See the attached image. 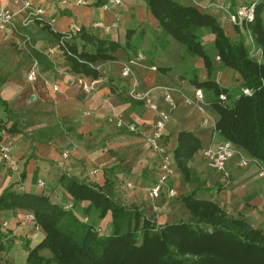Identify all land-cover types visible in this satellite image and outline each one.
<instances>
[{
  "label": "crops",
  "instance_id": "crops-1",
  "mask_svg": "<svg viewBox=\"0 0 264 264\" xmlns=\"http://www.w3.org/2000/svg\"><path fill=\"white\" fill-rule=\"evenodd\" d=\"M34 1L46 10L44 22L37 21L31 29L24 31L17 18L13 27L0 30V99L5 102V105L0 103L1 111L5 112L4 117L0 116V132L3 131L0 143L13 144L11 157L19 168L15 173L0 159V194L11 187L23 192H44L53 201L66 204L70 198L59 176L66 174L102 185L103 168L116 166L113 179L118 200L126 206L139 207L156 222L175 221L176 211L170 212L167 203L157 206L155 199L146 195V188L158 173V158L145 141L156 113L143 102L128 96L135 78L140 91L160 86L172 88L177 106L171 111L164 130V141L167 140L166 145L172 151L180 131L193 132L201 143V148L188 163L195 179L192 177L191 181L185 182L178 177L172 184L182 209L185 210L180 195L197 188V196L213 199L227 213L244 217L254 227H264V188L258 175V164L252 162L241 167L235 158L230 160L227 180L205 164L202 149L222 138L217 132L201 126V112L183 102V97H193L196 88L188 81L194 75L195 63L181 44L162 35L158 20L147 9L144 0H121L119 5L106 7L101 2L107 0H83L85 4H77V0L64 3L60 0ZM176 1L197 6L231 27L225 9L233 10L243 0ZM75 27L120 44L113 59L96 64L101 82L90 92L83 90L77 79L79 76L91 77L72 71L67 54L56 46L57 33ZM131 31L129 41L133 42V47H125L127 32ZM23 33L30 37L29 41L24 40ZM138 52L144 58L132 67L133 77L122 76V64ZM33 59L38 61L39 72L35 80H28L27 70ZM222 67L213 78L222 86L230 87L232 71ZM197 76L200 80L205 79L206 70ZM53 86L58 89L54 90ZM151 98L160 108L168 107L160 89L152 90ZM42 109L52 113V125L47 121L50 125L46 126L44 120L38 118ZM111 111L119 115L125 125H135L138 131L130 132L126 126L118 128L108 121ZM19 112L33 118H29V124L23 123L25 129L14 132L15 124L10 118ZM8 123H11L10 127ZM64 150L69 151L66 158L61 155ZM206 168L211 171V176L203 175ZM95 169L97 171L93 173ZM39 178L45 181V187L37 185ZM128 182L131 187L127 186ZM161 198L168 197L162 195ZM24 213L25 210L18 208L0 209V236L5 244L1 264H25L27 251L44 238L43 230L26 220ZM102 223L108 226L109 219L104 218ZM43 253L44 250L40 252Z\"/></svg>",
  "mask_w": 264,
  "mask_h": 264
},
{
  "label": "trees",
  "instance_id": "trees-1",
  "mask_svg": "<svg viewBox=\"0 0 264 264\" xmlns=\"http://www.w3.org/2000/svg\"><path fill=\"white\" fill-rule=\"evenodd\" d=\"M158 20L161 33L181 44L189 55L201 58L207 77L200 80L194 71L190 83L210 96L217 113L215 130L246 155L264 165V0L247 25L261 60L249 54V42L231 41L220 21L211 13L176 0H144ZM104 4V1L101 2ZM238 27V26H236ZM212 35L214 55L220 66L234 73L240 88L231 93L209 76L213 66L202 44V32ZM127 32L125 47L132 46ZM61 33H57L59 38ZM68 65L77 73L98 77L96 62L111 60L119 42L98 38L80 28L66 42ZM133 47V46H132ZM248 88L250 94L241 92ZM220 93L226 95L219 102ZM0 103L5 102L0 99ZM201 148L191 131H180L172 157L180 177L192 180L188 162ZM116 166L104 167L102 185L62 174L59 181L70 198L64 204L44 192L4 189L0 209H22L33 214V224L44 238L27 251L25 264H264V227H254L244 217L227 213L211 198L197 196V188L180 195L187 220L156 223L137 206H126L114 192ZM109 219L108 226L102 223ZM5 244L0 236V251ZM48 250L49 256L39 254Z\"/></svg>",
  "mask_w": 264,
  "mask_h": 264
},
{
  "label": "built area",
  "instance_id": "built-area-1",
  "mask_svg": "<svg viewBox=\"0 0 264 264\" xmlns=\"http://www.w3.org/2000/svg\"><path fill=\"white\" fill-rule=\"evenodd\" d=\"M61 2H66V0H60ZM261 0H243L240 2L233 10H229L227 7L225 9V14L228 22L234 26L240 28L247 27L255 18V10L257 4ZM77 4H85L83 0H77ZM121 0H107L104 3V6L107 5H119ZM19 18V27L22 30L31 29L37 21L46 20V10L43 5L36 3L34 0H0V30H5L8 27H13L16 23V19ZM95 25H100L96 23ZM22 30L20 33H22ZM80 27H75L73 29H68L61 33V36L58 39L56 44L57 48H61L64 54H70L66 48V42L70 39L71 34L78 32ZM247 37L249 42V54L251 57L256 60H261V49L257 47L249 31H247ZM25 38L24 40L29 41L30 37L26 33L22 34ZM50 51V50H49ZM48 51V52H49ZM141 52H138L135 56L130 59H127L121 67V75L124 77H133L132 67L136 65L139 61L143 59ZM216 59L219 60V56H216ZM155 69V67H152ZM39 72V64L36 59H33L30 63V66L27 70V79L35 80ZM130 89L128 91V96L133 100H138L144 103V105L153 110L156 113V119L154 121L152 130L145 134V141L148 149L152 151L158 158V173L153 181V183L146 188V195L149 199L154 200L162 195L166 197H176L177 190L169 182L175 174V166L172 155H170L169 149L163 145L164 142V130L166 124L169 121L170 113L173 109L176 108L177 104L172 96V88L169 86H160L153 87L146 91H140L137 89V82L135 78L133 79ZM79 85L86 92H90L96 88V86L101 82V78H83L79 76L77 79ZM54 90H57V86H53ZM154 89H160L163 93L164 101L167 104V108H160L151 98V91ZM241 92L244 94H250L248 88H242ZM219 102H225L227 100L224 93H220L218 96ZM183 102L186 104H193L202 112L201 126L203 127H215L214 121L210 119L209 114L205 110V105H208L204 91L201 88H195L193 91V97H183ZM108 121L113 122L118 128L126 126L128 131L137 132L138 128L133 124L125 125L123 119L117 115L115 112H112L108 116ZM13 144L11 142L0 143V159L3 160L7 166L15 173L18 172L19 168L16 163L12 161L11 152L13 150ZM69 154L68 150L62 152V157L66 158ZM239 154L237 147L230 141L221 139L219 141L213 140L207 146L202 149V157L206 165L215 171L221 173L222 178L227 180L229 178V171L227 168V163L234 159L236 155ZM248 160L254 163H257L259 166L258 175L263 180L264 188V166L260 165L253 158H245L239 156L237 159V164L239 166H247ZM97 170H93L95 173ZM37 185L40 187H45V181L41 178L37 180ZM128 187H131V183H127ZM65 208H71L70 204H64ZM24 218L29 221H33V214L25 211ZM4 225L6 223L4 222ZM2 254L0 253V264H1Z\"/></svg>",
  "mask_w": 264,
  "mask_h": 264
},
{
  "label": "rangeland",
  "instance_id": "rangeland-1",
  "mask_svg": "<svg viewBox=\"0 0 264 264\" xmlns=\"http://www.w3.org/2000/svg\"><path fill=\"white\" fill-rule=\"evenodd\" d=\"M221 23V22H220ZM221 25L224 27V29L226 30V32H227V34H228V36H229V39L231 40V41H236V40H238L239 38H243L246 42H248V37H247V31H248V29L247 28H240V27H236V26H234V25H232V24H230V26L231 27H228L225 23H221ZM202 35H203V37H202V44L204 45V48H205V50L207 51V53L210 55V57H211V59H212V62H213V66H212V68H211V71H210V74H209V76L210 77H215L216 75H217V73H219L220 72V67H222V66H220V63H219V61H217V59H216V56L214 55V49H213V42H212V35H211V33L210 32H208V31H203L202 32ZM186 51V50H185ZM8 52L9 51H6V54H8ZM187 52V51H186ZM191 58V61L193 62V63H195V66H194V71L196 72V74H199L200 73V75H201V73L202 72H205V70H206V72H207V69H206V67H205V65L203 64V62H202V60H201V58L199 57V56H197V55H189ZM9 57H11V55H9ZM6 58H8V57H6ZM215 58V59H214ZM105 61V60H104ZM98 62H100V61H98ZM98 62H96V64L98 63ZM95 64V65H96ZM30 66V65H29ZM192 68H193V66H192ZM223 69H224V67H222ZM226 68V67H225ZM193 71V72H194ZM232 71V70H231ZM185 73H187V72H185ZM207 75H208V73H207ZM232 78H231V86L230 87H228V88H230V92L233 94V93H237V92H239L240 91V88L235 84L236 82H235V77H234V73H233V71H232ZM207 77V76H206ZM213 79H215V78H213ZM189 81V80H188ZM225 83H227V82H225ZM206 97V101L208 102V105H205L204 107H205V110L207 111V113L209 114V116H210V119L212 120V121H214V119H216L217 118V113H216V111H215V109L211 106V104H210V99H211V97L210 96H205ZM189 106H194L193 104H189ZM195 108L199 111V112H201L196 106H195ZM174 110V109H173ZM40 114L38 115L39 117L38 118H41V119H43L44 120V122L47 124L46 126H49L50 124L52 125V121H51V114L46 110V109H42V110H40ZM171 114V113H170ZM0 116L1 117H4L5 116V112H2L1 111V107H0ZM203 115H202V112H201V117H202ZM29 118L31 119V118H33V117H30L29 116V114L28 113H25V114H23L22 112H19V114H14V115H12L11 116V118H10V122H13L14 124H15V131L14 132H16V130H18V131H22L23 129H25L26 128V125H24L23 126V123L24 124H29L30 123V121H29ZM27 119V120H26ZM202 119V118H201ZM51 122L50 124L48 123V122ZM214 123H215V121H214ZM9 127L11 126V123H8L7 124ZM207 129H211L212 130V132H216V130H215V127L213 128V127H208ZM210 130V131H211ZM211 132V133H212ZM0 133H2V135H3V131L2 132H0ZM218 133V132H217ZM166 143H168L167 142V140H166ZM166 143H165V141L163 142V145L165 146V147H167V149H169V151H170V155H172V150H171V148H169L167 145H166ZM171 147H173L172 145H171ZM237 151H239V154L238 155H236V157H235V159L237 160L238 159V157L239 156H243V157H245V158H249V156H245L244 155V152L240 149V148H238L237 147ZM204 160V159H203ZM205 162V161H204ZM1 163V162H0ZM189 163V162H188ZM250 163H252L251 161H249L248 160V164H250ZM193 164V163H192ZM206 164V163H205ZM247 164V165H248ZM174 166H175V176L173 177V178H171V180H169V182L171 183V184H173V182L175 181V179L176 178H178V177H180V174H179V172H178V170H177V168H176V165H175V163H174ZM189 166V165H188ZM239 166V165H238ZM190 167V166H189ZM241 167H245V166H241ZM191 168V167H190ZM191 170H192V168H191ZM211 171L209 170V169H204V171H203V175L204 176H206V177H208V176H211ZM190 176H192L194 179H195V173H194V171L192 170V172H191V175ZM181 178V177H180ZM192 178V179H193ZM181 180H182V178H181ZM199 189V188H198ZM168 200V201H167ZM176 200H178V197H173V198H170V197H168V198H161V196L160 197H158V198H156L155 199V204L157 205V206H163V204L164 205H166V203H167V206H169V208H168V210L170 209V212H173V211H176V213H174L175 215H176V217L174 218L175 219V221H181V220H187L188 218L185 216V213H186V211L184 210V209H182V205L178 202L177 203V201ZM166 206V207H167ZM186 214H188V213H186ZM171 219H167V221H170ZM173 220V219H172ZM157 223V225H158V223L159 222H156ZM38 245V244H37ZM43 251V249L40 251V252H42ZM40 252H39V254H40ZM0 253L2 254V262H3V258L5 257V253L3 252V250L2 251H0ZM50 255V253H49V251L48 250H46V249H44V253H43V255L42 256H49Z\"/></svg>",
  "mask_w": 264,
  "mask_h": 264
}]
</instances>
